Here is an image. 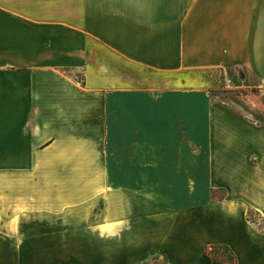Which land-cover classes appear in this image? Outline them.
<instances>
[{"label":"crops","instance_id":"0c3cea01","mask_svg":"<svg viewBox=\"0 0 264 264\" xmlns=\"http://www.w3.org/2000/svg\"><path fill=\"white\" fill-rule=\"evenodd\" d=\"M231 70L264 93V0H0V264H144L161 198L169 264H264V122L212 95Z\"/></svg>","mask_w":264,"mask_h":264},{"label":"rangeland","instance_id":"374dc122","mask_svg":"<svg viewBox=\"0 0 264 264\" xmlns=\"http://www.w3.org/2000/svg\"><path fill=\"white\" fill-rule=\"evenodd\" d=\"M247 83L242 82L237 71H229L227 75L224 76L223 84L218 88H214L212 95L216 100H223L230 104H233L237 109L252 118L255 121L264 122V93L258 91V88H247ZM238 85H243L240 89ZM241 91V92H240ZM4 181H7L3 178ZM173 192V191H172ZM171 195V194H170ZM225 195V192L222 190L215 191L214 197L221 199ZM151 204H148L147 201L144 203L145 213L149 211ZM103 204L100 203L97 205V211H102ZM159 209L161 212V226L159 232V244L156 245L155 249L149 253V260H152L155 257H159V262L157 264H164L163 254L169 252L168 249L172 247L171 241L172 237L175 234V237L178 236L176 232L179 231V224H182V218L167 216L166 213H179V208L175 205L165 203L161 198V203L159 204ZM99 212V213H100ZM249 218L259 224L264 228V219L254 210H249ZM146 217V214H145ZM178 227V229H177ZM163 253L161 256L158 253ZM167 258V257H166ZM147 262V261H146ZM145 262V263H146ZM144 263V264H145ZM167 263L169 264L168 260ZM153 264V263H152Z\"/></svg>","mask_w":264,"mask_h":264},{"label":"trees","instance_id":"16d2710c","mask_svg":"<svg viewBox=\"0 0 264 264\" xmlns=\"http://www.w3.org/2000/svg\"><path fill=\"white\" fill-rule=\"evenodd\" d=\"M204 252L209 255L216 264H239L237 255L232 248L227 244H210L206 245ZM159 257H155L145 264H157ZM164 264L167 263V258L164 257Z\"/></svg>","mask_w":264,"mask_h":264}]
</instances>
